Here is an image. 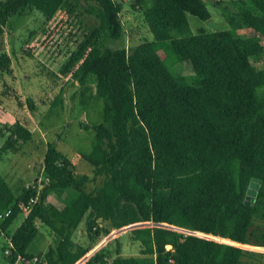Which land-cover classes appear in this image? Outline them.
I'll use <instances>...</instances> for the list:
<instances>
[{
  "label": "trees",
  "instance_id": "16d2710c",
  "mask_svg": "<svg viewBox=\"0 0 264 264\" xmlns=\"http://www.w3.org/2000/svg\"><path fill=\"white\" fill-rule=\"evenodd\" d=\"M138 1L153 39L131 48L106 45L123 35L122 5L114 0L0 2V36L10 18L33 10L50 19L62 7L70 13L81 8L94 19L63 69L80 85L93 83L103 117L92 126L91 150L82 154L93 167L91 177L76 173L55 141L45 145L41 188L34 183L15 194L0 175V212L11 209L0 232L11 243L4 252L11 264L33 258L26 250L38 222L54 235L37 264H74L82 257L73 237L83 219L89 241L134 225L131 238L142 255L117 250L110 259L101 246L81 264H244L255 253L242 245L250 243L253 219L264 206V66L253 63L264 54V0H247L253 10L244 9L240 19L253 34L245 37L232 30L191 33L187 14L211 17L203 0ZM157 49L187 62L199 83H181ZM0 71L13 73L5 52ZM5 133L0 153L18 152L32 138L17 120L0 123V138ZM97 178L101 185L87 191L86 183ZM252 179L259 188L247 204ZM52 193L64 194L61 208L48 200ZM35 196L11 232L20 205Z\"/></svg>",
  "mask_w": 264,
  "mask_h": 264
},
{
  "label": "rangeland",
  "instance_id": "374dc122",
  "mask_svg": "<svg viewBox=\"0 0 264 264\" xmlns=\"http://www.w3.org/2000/svg\"><path fill=\"white\" fill-rule=\"evenodd\" d=\"M2 1L4 0H0ZM114 1L122 5L119 17L123 25V35L118 40H108L106 45L110 48H131L141 42L152 41V34L143 17L144 3L138 0ZM203 1L211 17L208 20H201L187 14L191 33L199 30L206 32L232 30L240 37L253 34L240 19L244 9L253 10L247 0ZM93 24H95L94 19L85 14L81 8H76L70 13L62 7L50 19L33 10L23 19L10 18L0 36V53L5 52L10 57L15 75L12 76L13 73L7 75L0 71V98L4 97V102L9 100L21 112L22 121L33 129V138L25 144V149L19 152L21 160L28 157L23 161V165L30 171L32 180L37 176L36 170L33 169L35 166L37 171L39 170L46 141L56 142L57 148L73 162L76 173L92 176L93 167L84 160L82 154L91 150L94 135L92 126L103 120L102 101L94 96L92 82L86 86L80 85L71 77V73L63 68L71 52L77 48ZM262 42L264 44V38ZM157 50L163 62L180 78L181 83H199L187 62H177L168 52ZM253 63L264 66V54L253 59ZM9 88H15L16 91L13 89L3 92ZM17 91H20L19 94L16 93ZM14 94L22 97L20 103ZM259 94L264 96V88L259 89ZM58 97L60 103L57 102ZM27 99L32 101L31 105L27 103ZM16 155L12 152L2 154L4 160L0 161V174L8 170L9 160ZM28 165H30L29 169ZM39 175L40 179L35 183L43 180V173ZM101 181L102 178H97L86 183V190L95 191L101 185ZM22 219L23 216L18 215L10 225V231H13ZM37 225L41 227L42 224L38 222ZM42 226L47 228L45 225ZM130 231L131 228L128 227L114 236H101L98 241H89L83 219L73 237L75 249L82 257L89 252L85 253L87 248H91V251L98 245L103 246L104 252L110 259L116 255L117 250L121 256H141L142 247L140 243L132 240ZM249 238L251 246L244 244L242 248L258 252V256H252L250 259L258 264H264V206L258 208ZM52 240L48 239L47 246ZM34 242L32 241L31 245ZM8 246V239L0 233V264H11L8 255L4 253ZM36 258L43 260L40 255ZM18 264H26V262Z\"/></svg>",
  "mask_w": 264,
  "mask_h": 264
},
{
  "label": "crops",
  "instance_id": "0c3cea01",
  "mask_svg": "<svg viewBox=\"0 0 264 264\" xmlns=\"http://www.w3.org/2000/svg\"><path fill=\"white\" fill-rule=\"evenodd\" d=\"M14 72H13V75ZM15 91L16 89L13 88ZM20 91H17L16 93L19 94ZM18 94H16L18 96ZM22 99V97L18 96V101L20 102ZM1 101V105H0V123H6V124H12L14 123L16 120L19 121L22 125H24L25 127H27L31 132L33 131L32 128H30L29 126H27L24 121H22V117H21V112L19 110H17L11 103L9 100H6L4 102V97L0 98ZM7 136V133L4 134V136L2 138H0V147L2 145L3 140L5 139V137ZM33 138V136H32ZM48 141H46L47 143ZM25 145L18 151V152H12L14 153L16 156H14V158L10 159V167L8 168V170H5L2 172V174H0L9 184L11 190L15 193L18 194L23 188L28 187L29 185H34V183L36 181H38L40 179V175L39 177H35L33 180L30 178V171H28L27 169L24 168L23 165V161L27 160L28 157L26 158H19V156L21 155L19 152H22ZM10 152V151H8ZM6 153V152H3ZM3 153H0V161L4 160V157L2 156ZM21 157V156H20ZM42 160V159H41ZM41 161L39 162V167H40ZM27 167V166H26ZM30 168V165H28V169ZM37 171V169L34 166L33 171ZM41 173V172H40ZM29 179L31 181H29ZM38 183V182H37ZM18 192V193H16ZM64 194L62 195H55L54 193L50 194L48 196V200L50 202H53L58 208L62 207V200H63ZM23 216V214H20ZM20 224V223H19ZM18 224V225H19ZM42 224V223H41ZM17 225V226H18ZM43 225V224H42ZM42 225H40L41 227H38V233L35 236V238L32 241H35L32 245L30 243V245L28 246L26 252L29 255H32L33 257H37V256H41L43 257V255L45 254V252L47 251V244H48V239H53V232L48 229V228H44ZM16 226V227H17ZM10 227V226H9ZM10 230V229H9ZM15 230V229H14ZM13 230V231H14ZM12 232V231H11ZM1 233V232H0ZM2 234V233H1ZM3 235V234H2ZM9 241V239H8ZM248 247H250V244H246ZM101 247V245H100ZM255 247V246H254ZM255 251V250H253ZM121 255V254H119ZM258 252L255 251V253L253 254L254 257L258 256ZM40 258V257H39ZM26 259H18L16 262L12 263V264H18V263H22L23 261H25ZM244 264H258L257 262H254L253 260H247V259H243Z\"/></svg>",
  "mask_w": 264,
  "mask_h": 264
},
{
  "label": "built area",
  "instance_id": "2783aa9c",
  "mask_svg": "<svg viewBox=\"0 0 264 264\" xmlns=\"http://www.w3.org/2000/svg\"><path fill=\"white\" fill-rule=\"evenodd\" d=\"M38 188L42 187V183L39 182L38 183ZM37 197H32L30 198L26 203H22L20 205V209H21V214H23L24 216L29 212L31 206L36 202ZM11 209H7L3 212H0V221L5 218L6 216L9 215ZM129 226L123 227L121 229H113L107 236L111 237L114 236L116 233H120L123 232V230L127 229ZM111 235V236H109ZM201 237H206V238H210V239H214L216 241L219 242H223L219 237H213V236H209V235H203V234H197ZM105 236V237H107ZM11 247V243L9 242V248ZM100 248V245L96 246L94 249H92L91 251H89L87 254H85L83 257L79 258L74 264H81L87 257H89L91 254H93L95 251H97ZM264 249V248H263ZM6 254L9 253V249H6L4 251ZM40 260H38L36 257H33L31 260H25L26 264H37V262H39Z\"/></svg>",
  "mask_w": 264,
  "mask_h": 264
},
{
  "label": "water",
  "instance_id": "95a60500",
  "mask_svg": "<svg viewBox=\"0 0 264 264\" xmlns=\"http://www.w3.org/2000/svg\"><path fill=\"white\" fill-rule=\"evenodd\" d=\"M96 90V87H95ZM259 188V182L256 179H252L249 184H248V188L246 190V195H245V200L244 202L247 204H251L256 196L257 190ZM145 223H140V224H136L138 226H142ZM134 225L129 226L130 228H133Z\"/></svg>",
  "mask_w": 264,
  "mask_h": 264
}]
</instances>
